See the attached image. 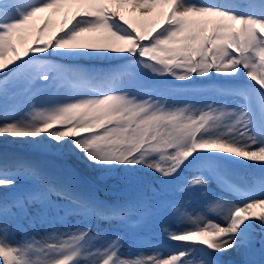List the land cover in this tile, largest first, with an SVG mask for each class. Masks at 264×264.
<instances>
[{"label":"snow or ice","instance_id":"obj_1","mask_svg":"<svg viewBox=\"0 0 264 264\" xmlns=\"http://www.w3.org/2000/svg\"><path fill=\"white\" fill-rule=\"evenodd\" d=\"M9 139L48 159L0 153V264H264V0H0Z\"/></svg>","mask_w":264,"mask_h":264},{"label":"bare ground","instance_id":"obj_2","mask_svg":"<svg viewBox=\"0 0 264 264\" xmlns=\"http://www.w3.org/2000/svg\"><path fill=\"white\" fill-rule=\"evenodd\" d=\"M63 15H64L63 12H61V13L56 14L52 18V20L56 24V26H59V22L62 20ZM36 23L38 24V23H40V21L37 20ZM149 79H151V78H149ZM215 79H216V77L213 75L212 80H215ZM197 80H199V79H197ZM170 83H176V82L175 81H170ZM208 83H210V81H207V80L203 81V84H208ZM180 98H181V100H184V96L183 95L180 96ZM0 142L5 143L7 146L13 148L16 152H18L21 155H24V156H27V157L36 158V159H43V160H47L48 159L47 157L41 156L39 153H36V152L33 153L34 151L30 148V146L27 145V144H24L23 142H20V141H15L14 142L11 139L2 140ZM72 163H73V166L78 168V170L80 171L81 176H83L85 178H86V176L90 177V174L88 172H86L81 166L75 164V162H72ZM240 169H238V171H239L240 175L242 176ZM245 178L247 180H249V181L252 179L250 176H246ZM146 179L150 180L151 177H147ZM115 184H116L115 181H108L107 183L102 184L101 185V191H100V194L102 195V197L111 200V199H116L117 196L119 198L122 195H124V193L123 194H117L119 192H117V190H115V189H114L115 192L113 191L112 187H114ZM105 188H109V193L106 192ZM196 203H199V198L198 197H193V203H192V207L193 208H195V204ZM145 229H146L145 232H144L145 235L139 236L140 232L137 233V236H136L135 232L129 233L127 235L125 245H126V243H128L129 239L132 236L133 237L136 236L137 238H139V240H142L144 243H143V246H141V244L138 243V242H136L135 244H130L131 245V249L130 248L127 249L128 251H126V252L122 251V255L124 257H128V258L134 259L136 257V255L141 253V252H143L145 254H150V253H152L154 251V248L153 247H149L148 244L149 245H158L157 244L158 241L162 239L163 235L161 234V232L159 230V223L158 222L157 223H153V224L149 225ZM93 231H95V229H93ZM46 232H47V226L46 225L45 226H41V225L37 224L36 236H37L38 239L43 237V236H45ZM97 243H102V241H97ZM167 254H168L167 251H165L164 255H167ZM224 258L225 259H232V260L241 259V257L237 256L235 253L227 254ZM195 259H198V257H195L194 260Z\"/></svg>","mask_w":264,"mask_h":264},{"label":"rangeland","instance_id":"obj_3","mask_svg":"<svg viewBox=\"0 0 264 264\" xmlns=\"http://www.w3.org/2000/svg\"><path fill=\"white\" fill-rule=\"evenodd\" d=\"M15 156H17V155H15ZM245 172L252 173V174H255L256 176H259V170H255L253 167H249V168L245 169ZM198 207H199V203H196L195 208H198ZM136 240L137 239H131L130 244L137 242ZM257 247H259V245H257ZM127 248L128 247H125V249H127ZM193 259H194V257H193Z\"/></svg>","mask_w":264,"mask_h":264}]
</instances>
